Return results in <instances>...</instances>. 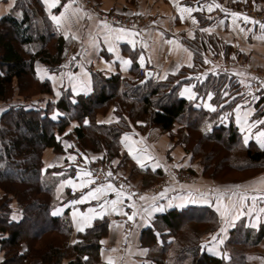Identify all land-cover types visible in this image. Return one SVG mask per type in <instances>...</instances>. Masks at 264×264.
I'll return each instance as SVG.
<instances>
[{
    "label": "trees",
    "instance_id": "obj_1",
    "mask_svg": "<svg viewBox=\"0 0 264 264\" xmlns=\"http://www.w3.org/2000/svg\"><path fill=\"white\" fill-rule=\"evenodd\" d=\"M187 43L195 49L194 67L165 81L142 84L120 74L106 77L93 72L94 90L88 96L81 95L73 101L72 93L63 90L60 98L48 101L46 107L28 106L25 102L7 107L0 116V233L5 235L1 241V264H24L28 259L41 264H106L102 260L101 241L109 235V217L95 220L91 227L76 234L74 241L70 210L52 215L75 196L69 192L57 195L62 177L57 174L61 169L45 171L43 154L46 149L63 150L58 137L74 121L79 124L73 133L79 149L104 150L107 160L120 154L123 134L133 128L140 131L141 124L159 128L173 137L179 125L175 136L194 155L203 152L205 173L211 172L213 179L218 173L242 175L264 170V149L254 142L244 143L230 114L235 100L227 102L222 95L225 85H233L234 77L216 69L204 78L197 76L198 69L205 64L203 54L207 50L218 54L227 48L214 37L199 36ZM70 44L58 32L42 0H17L14 8L0 19V102L13 97L16 89L19 94L30 91L31 95L53 96L51 81L40 78L35 65L39 61L49 72L57 73L68 60ZM188 72L195 73L199 96L214 95L211 102L215 111L179 97V89L187 80L178 79ZM236 87L235 83L226 90ZM111 106L115 107L118 121L100 123L98 116L107 113ZM55 111L61 116L52 119ZM209 124L211 131L206 130ZM208 146H212L211 150L205 149ZM219 152L225 157L215 164L212 158ZM122 160V166L130 164L137 175L151 176L146 185L164 175L161 170L140 168L128 154ZM13 200L20 214L17 221L12 219ZM220 226L219 215L211 207L172 209L157 216L152 227L142 232L141 244L151 249L153 264H257L259 253L243 249L262 243L264 226L259 231L246 228L243 223L233 228L223 248L229 260L202 247L203 235L217 232Z\"/></svg>",
    "mask_w": 264,
    "mask_h": 264
},
{
    "label": "crops",
    "instance_id": "obj_2",
    "mask_svg": "<svg viewBox=\"0 0 264 264\" xmlns=\"http://www.w3.org/2000/svg\"><path fill=\"white\" fill-rule=\"evenodd\" d=\"M16 2L17 0H15L14 3H12V0H0V19L14 8ZM89 2L97 5L104 15H125V17L129 18V21L127 24L114 23L107 17L101 16L99 12L95 13L76 2L72 4V9H80V11H77L75 15L69 13L70 19L62 21L60 27H57L51 19L58 32L65 39L70 40L71 44L68 47V60L63 63L57 73L49 72L43 64L39 61L36 62V71L38 68L40 70L39 74L37 72L38 76L42 79L50 80L54 88L53 96L45 95L46 105L48 101L58 100L63 90H69L72 93L74 97L73 101H75V98L78 96L90 95L94 90L93 72H100L106 77L120 74L123 78L137 80L141 70H145V72L151 70L153 71L152 80L154 82L165 81L169 77L177 76L182 70L194 67L195 49L187 43L188 41H196L199 36L206 38L214 37L224 48H227V51L222 48L223 50L220 53L215 54L210 49L207 50L203 54V58L208 62H205L204 66L198 69L197 76H199L200 79L204 78L209 72H215L213 64L217 63L218 60L227 61V63L230 60L235 61L234 65L231 67L226 66V68L221 71L226 72L229 76L232 75L237 86L235 89L227 91L223 97L227 99V102L235 100V106L230 114L239 132L242 134L243 140L244 137L248 135V143L254 142L260 147L257 143L256 133L264 130V124H256L250 133L241 131L240 125L236 122V109L237 106H239L242 115L244 113H250L248 115L249 124L255 123L258 120H264V83H262L264 82V40L257 38L261 35L259 24L253 25L243 20V16L247 15L251 20L264 23V19H260L249 13L250 10H257L258 14L264 13V0H216L218 4L227 10L226 12L221 11L219 8H214L209 12L205 5L212 3V0H89ZM10 4L11 7H9ZM43 4L48 14L49 11H51L52 15L59 16L64 12V7L69 4V0H60V3L50 10L44 2ZM177 4L181 7H191L194 11L190 14L184 13L182 18L179 8L176 7ZM233 12L241 14V16L237 18L236 24L232 22L231 13ZM193 18H195L197 23L194 24L192 22ZM105 23L109 26L108 29L104 27ZM121 28L126 30L125 33H113V36L118 34L123 35L125 37L124 39H111L109 43L105 42L104 37L109 29ZM241 28L245 29V31H240ZM203 29H210V31H203ZM132 33H137V35L133 36ZM93 40L96 42L95 47H93ZM133 40L135 41L134 44L131 42ZM110 44L115 51L109 50ZM71 47L75 49L71 50ZM189 53H191V55H189ZM118 57L125 60L130 59L132 63L128 66H124L121 64V60L118 59ZM141 57L144 59L143 66L140 64ZM243 59L247 61L245 66L242 65ZM188 73L195 75L194 72ZM237 73H240V75H237ZM50 76L55 77V82L49 78ZM253 77H255V79H253ZM187 78L189 77L185 76L181 80H187ZM241 80L245 83L241 84ZM79 81H86L89 90H79ZM74 84L77 85L76 91H73ZM195 85L196 81L194 80L182 84L178 92L179 97L189 100L187 95L181 96L180 92L183 91L186 86H192L191 91L195 93V97L192 100L196 101V106L199 105V107L213 112L205 107V104H212L215 107L211 102L214 95L211 93L212 98L210 100L208 99V95L199 96L195 89ZM57 92L60 93L59 96H57ZM35 101L37 102L40 100ZM5 111L6 109H3L0 116ZM56 112L57 111H55V113ZM98 121L100 123H112L117 121V118L112 110H110L105 116L99 115ZM78 125L77 121L72 122L65 132L71 133L74 137L73 140L64 139V133L59 137L63 150L55 153V150L47 149L43 160L45 171L48 169L60 168L61 172L57 175L62 176L61 181L70 178L77 184L75 190L71 185L67 184L61 188L60 181L57 186V195L62 196L69 192L71 195L75 196V200H79L82 195L86 194L91 189L101 184L106 185L109 182L119 190L120 185L114 180L113 173L110 169L106 170L111 172L112 175L110 177L107 175V179L104 181L99 180L98 175L100 171L98 170V166H104L105 157L102 154L83 152L77 146V138L73 133ZM151 133L147 132L144 134L133 128L131 131L125 133L129 136L128 140L124 139L125 134H123L121 138V153L123 155L128 154L137 163L133 158L134 154H137L139 150L146 149L161 166L153 169V162L146 160L145 167L142 168L137 163L139 167L145 170L149 169L153 172L161 170L164 173L171 165V162H168L166 159V151H171L173 148L171 145L164 143L166 138L162 139L164 137L160 135L158 130H154ZM152 136H154V138H152ZM65 142L70 146H66ZM126 144H132L133 148L137 151L129 152ZM179 154L178 150L177 156L179 157V161H183V158L180 157ZM70 156H74L75 160L69 159ZM48 165H53V167H48ZM83 171L92 173L91 179L94 183L87 184L85 187L81 188L79 187L80 182L89 179V177L82 174ZM234 185L242 186L239 191L247 190L249 195L259 194V192L264 191V173L242 183L221 184L214 182H199L192 187H183V192L180 190V192H177L174 188L172 191L168 190L164 198H160L156 201H153L152 197L158 194L152 195L151 193L149 194V192L141 190L136 191L134 188L131 192L122 189V191L128 195L122 197L123 203L117 205V208H122L124 212L131 215L134 202L135 209L139 214L135 216L133 220H129L127 216L111 211V205H106L105 207L109 210L106 211L102 217L97 216L92 221L93 225L97 219L103 217H109L110 219L109 236L104 238V243H102L103 262L108 264L109 258H112L115 264H153L149 259V248L141 244V236L145 229L152 227V223L157 216L172 209H184L189 206H208L216 211L214 206H209L208 204H186L183 208L177 207L176 205L181 203L179 198L187 196L189 191L194 193L197 191L211 193L212 195L209 198L214 205L216 201V190L219 189L223 194L221 203V208L223 209L224 205L230 206L234 200L237 199L236 197H231V192L237 191V189L233 188ZM173 192L176 193L174 194ZM139 194L147 197V199L139 200ZM128 196H130L131 199H128ZM173 197L176 199L172 201V206L168 207L169 199ZM74 199H70L62 207H59L63 209V212L69 209L71 217L73 208L85 214H87L89 208H94L99 212L100 204H103L105 199H116V193L108 192L106 196L101 197L99 200L89 199L83 203L71 205L70 202ZM153 203L165 205V210L162 212H153L150 222L145 223L141 219V216L145 215L143 209L150 207ZM250 204L251 201L249 200L248 204L242 206V212L247 213ZM260 208H264V201L258 199L256 204L257 211ZM14 214L17 217L15 220H19L20 215L17 213V210L13 212L12 217ZM218 215L221 222L219 230L207 235V237L203 239V243L206 244L211 240L213 234H217L218 237H222L224 241L223 244L218 246L219 250L223 253H225L223 248L225 247L231 230L238 224L243 223L246 228L254 231H259L264 226V213H260L261 218L258 226L255 228L252 227L251 224L255 222L256 212H253L251 217L247 214H242L239 219H235L230 225L223 223L219 213ZM73 224L75 228L74 241H76V234L80 233V231L77 230L74 221ZM87 228H85V230ZM221 228H225L226 231L221 233ZM4 238L5 235L0 233V264L3 261L1 241ZM260 247L261 252H259L256 258V263L264 264V239L258 248L260 249ZM112 249H115V251H112ZM211 254L214 255L213 253ZM227 260H229V258H227Z\"/></svg>",
    "mask_w": 264,
    "mask_h": 264
},
{
    "label": "snow or ice",
    "instance_id": "obj_3",
    "mask_svg": "<svg viewBox=\"0 0 264 264\" xmlns=\"http://www.w3.org/2000/svg\"><path fill=\"white\" fill-rule=\"evenodd\" d=\"M15 0H12V3H14ZM43 2L47 5L48 9H52L55 8L57 6V4L60 3V0H43ZM75 3V0H69V4L67 6L64 7V12L61 13L59 16L56 15H52L51 11H49V15L51 16V19L53 20V22L57 25V27L61 26L62 21L70 19V15L69 13H71L72 15H75V13L77 11H80V9H72V4ZM9 7H11V4L9 5ZM177 8H179L180 12H181V17L183 18L184 13H191L192 11H194L193 8L188 7V6H184L181 7L179 4L176 5ZM205 7H207L208 11L211 12L214 8H219L221 11H227L226 9H224L220 4H218L216 2V0H212V3H209L207 5H205ZM232 16V22L233 24H236L237 22V18H239L241 16L240 13L237 12H233L231 13ZM243 20L245 22H250L253 25L255 24H259V27L261 29V35L259 37H257L258 39L264 40V23H261L259 21H255V20H251L250 17H248L247 15L243 16ZM192 22L195 24L197 23V21L195 20V18H193ZM104 27L106 29L109 28V26L105 23ZM125 29L121 28V29H109L108 32L105 34V42L109 43L111 39H115V40H120V39H124L125 37L123 35H115L113 36V33H125ZM203 31H210V29H203ZM240 31H245V29L241 28ZM133 36L137 35V33H132ZM75 38V37H74ZM133 44L135 43V41H131ZM96 46V42L95 40H93V47ZM110 51H115V49L111 46L110 44ZM189 55H191V53H189ZM118 59L121 60V64L124 66H128L132 63V61L130 59L125 60L122 59L120 57H118ZM208 62V61H205ZM140 64L141 66L144 65V59L143 57H141L140 59ZM191 66V65H189ZM39 68L37 69V72L39 74ZM237 75H240V73H237ZM50 79H52L55 82V77L50 76ZM253 79H255V77H253ZM79 90L82 91H88V84L86 81H79ZM241 84H244L245 82L243 80L240 81ZM264 83V82H262ZM191 87L192 86H186L184 88L183 91L180 92L181 96H185L187 95L189 100H192L195 97V93L191 91ZM77 90V85L74 84L73 85V91ZM57 96L60 95L59 92L56 93ZM212 98V94L209 93L208 94V99L210 100ZM255 98V97H254ZM199 107V105H197ZM205 107L209 108L211 111H215L216 108L212 105V104H205ZM251 111V110H250ZM250 113H244L243 115L240 112V107L237 106L236 109V122L240 125L241 127V131H247V132H251L252 128L256 126V124H264V120H258L255 123L249 124L248 122V115ZM60 115L59 112H56L53 114L52 119H57V117ZM84 123L87 124L88 120H84ZM206 130L207 131H211V125H207L206 126ZM59 139V137H58ZM125 140L129 139L128 134H125L124 137ZM256 139H257V143L260 145L261 148H264V130L262 131H258L256 133ZM249 140L248 135H246L244 137V143L247 144ZM66 146H70L67 145ZM126 147H128L129 152H136L137 150H135L133 148L132 144H126ZM137 163L144 168L145 167V161H152L153 162V169L160 167V163L158 161L155 160V158L153 156H151L146 149H142L139 150L137 154H134L133 157ZM69 159L71 160H75L74 156H70ZM48 167H53V165H48ZM84 176L89 177L88 180L84 181L82 180L79 184V187L83 188L85 187L87 184H91L94 183V181L91 179L92 173L89 171H83L82 173ZM107 175L110 177L112 175L111 172H108ZM71 185L73 187V189L75 190V188L77 187V184L72 180V179H66V180H62L60 183V187L62 188L64 185ZM242 186L240 185H234L233 188L237 189V191H232L231 192V197H236L237 199L234 200V202L229 206V205H224L223 209L221 208V203H222V199H223V194L220 192L219 189L216 190V201L215 204L213 205L212 200L209 198L212 194L211 193H203V192H192L189 191L187 196H182L179 199L181 200V203L179 205H176L177 207H185L186 204H208L209 206H214L216 208V211L220 214L223 223L225 224H231L232 221H234L235 219H239L240 215L242 214H247L251 217L253 212H256V216H255V222L251 224L252 227H257L258 223L260 221V213H264V208H260L258 211L256 209V204L258 199L261 201H264V191L259 192V194H252L249 195L248 191H239V189H241ZM123 189V185L120 186V189L118 190L112 183H107L105 184H101L100 186L91 189L90 191H88L86 194L82 195L81 198L79 200H72L70 203L71 205H76L78 203H83L89 199H95V200H99L101 197L106 196V194L108 192H115L116 193V199L114 200H104L103 204H100V211L97 212L96 209L94 208H89L87 214L85 213H81L79 212L78 209L73 208L72 211V218L73 221L76 223L77 226V230L80 232H83L85 230V228L87 227H91L92 226V221L97 217V216H103V214L108 211L109 209L106 208V205H111V211L113 212H118L119 214L125 215L128 217L129 220H133V218L135 216H137L139 213L137 212V210L135 209V203L133 202L132 208L133 211L131 213V215H129L127 212H124L122 208H117V205L122 204L123 203V199L122 197L127 196L128 194L122 191ZM168 189L165 188L164 191L160 192L157 196H153L152 200L156 201L160 198H164L166 196ZM128 199H131L130 196H128ZM141 200H145L147 199V197L145 196H141L140 197ZM176 199L175 197L169 199V203H168V207L172 206V201ZM249 200L251 201V204L248 208V212L244 213L242 212V206L248 204ZM165 210V205H160V204H156L153 203L150 207H146L143 209V212L145 215L141 216L142 221H144L145 223L150 222V219L152 217L153 212H162ZM63 209L62 208H56L53 212L52 215L56 216V215H60L62 214ZM13 220L17 219L16 215L14 214L12 217ZM226 229L225 228H221L220 232L223 233L225 232ZM223 238L222 237H218L217 234H213L211 236V240L209 242H207L205 245H202V247H207L208 251L213 253L216 256H220L222 258H229L227 257L226 253H223L219 250L218 246L220 244H223ZM101 243H104V241H101ZM112 251H115V249H112ZM87 259V258H85ZM108 264H115L114 260L112 258H109L108 260Z\"/></svg>",
    "mask_w": 264,
    "mask_h": 264
},
{
    "label": "rangeland",
    "instance_id": "obj_4",
    "mask_svg": "<svg viewBox=\"0 0 264 264\" xmlns=\"http://www.w3.org/2000/svg\"><path fill=\"white\" fill-rule=\"evenodd\" d=\"M84 2L87 3L88 5L82 6V7L90 9V10L94 11L95 13L99 12L101 14V16L107 17L110 20H111V18L112 19L117 18V20L123 24H127V22L129 21V18L125 17V15H120V14L104 15V13H101L102 11L99 9V7H97V5L90 3L89 0H84ZM256 12H257V10H256ZM221 61L218 60V62H221ZM222 62H224L225 64L227 63V61H222ZM232 62L233 61L230 60L228 62V65H230ZM246 62L247 61L243 59L242 65L245 66ZM217 63L213 64V67H215L216 70H217V68H216ZM230 66H232V65H230ZM217 71L221 72L219 70H217ZM185 76L189 77V78H187V81H186L187 83H189L193 80H197V79H195L194 75H192V74L186 73ZM185 76H182L180 79H178L179 78L178 77L177 79L179 81H181V79ZM140 80H141V78L139 75L138 79L135 81H140ZM235 83H236V81L233 82V85ZM233 85H230V84L225 85V88L223 89L224 94L222 92V95L224 96L225 93L227 92L228 88H231ZM226 87H227V90H226ZM45 99H46V96L43 94L31 95L30 91H26L24 94H19L18 90L16 89L13 97H11L8 101L0 102V113L3 111V109H7V107H9L11 105L21 104V102H22V104H24V102H25L28 106L35 105V106L46 107V103H45L46 100ZM35 100H40V101L36 102ZM110 110H112V112L115 114V117L117 118V121H118V116L115 113V107L111 106ZM109 111L107 113H101V112L100 113H101V115L103 114L102 116H105L106 114L109 113ZM143 122H145V120H143ZM141 126L142 127H141L140 131L143 132L144 134H146L147 132L151 133L154 130H158L160 135L161 136L163 135V137H164L162 139L166 138L164 143L171 145V147L173 148V150H171V151H166V154H165L166 159L168 160V162H171V165L167 168V170H165L166 172L164 171L163 177L158 181L156 180L155 182L146 185L147 181L148 182L150 181L151 176L137 175L136 172L134 173L132 171V166L128 163H125L122 166V162H123L122 157L124 155L121 153V150H120V154L118 156H115L113 159H109V160H107V152L104 150L103 151L100 150L98 152H95L92 150L83 151L86 153L91 152V153H95V154H102L105 157V162L103 163L104 168L108 169V170L110 169V171H112L113 176H114V180L123 179L124 183H125V188L129 192H131L133 190V188L136 191L141 190L144 192H149V194L151 193L152 195L159 194L160 192L164 191L165 188H167L169 191H172L175 188L177 190V192H180V191L183 192V187H192L199 182L236 184V183H242L245 181H249V180L254 179V178H256V177H258L264 173V170H260V171L259 170H257V171L252 170V171H248V172H246V174L244 173L242 175H235L233 173H226V174L224 173V175H223L221 173H218V174L214 175V178H216V179H213L212 177H210V176H212L211 172L208 171V174L205 173L206 162L202 157L203 152L199 151L198 153H196L194 155L192 152L186 150L185 145L181 142V140H178L177 136H175V135H177V132L180 128L179 125H177L175 127V130L172 133V134H174V137L169 133L163 132L159 128H156V127L147 128L145 124H141ZM68 134L69 133H65L64 139L73 140L74 137L72 135L67 136ZM152 138H154V136H152ZM77 146H79L78 140H77ZM190 147H192V146H190ZM211 147L212 146H208L205 149L211 150ZM178 150L180 153L179 154L180 157L183 158V161H179V157L177 156ZM46 152H47V149L44 151L43 160H44V157L46 155ZM55 153H57V151ZM224 157H225V154L222 152H219V154H216L212 158L213 159L212 161L215 164H218ZM177 159H178V161H177ZM177 162H179V163H177ZM225 182H230V183H225ZM232 182H234V183H232ZM173 193L175 194L176 192H173ZM141 194H139V197H138L139 200H140V197L143 196ZM172 194H171V196H172ZM13 202H14L13 203V212H14L15 210H17V205H16V202L14 200H13ZM17 213H19V212L17 211ZM207 235H209V234L203 235L202 239H205L207 237ZM107 237H105V238H107ZM258 247L251 248V249L250 248L249 249H243V250L247 253L254 254V253L261 252V247H260V249ZM23 248H24V246H23ZM240 250H242V249H240ZM152 254L153 253H151V249L149 248V259L150 260H151L150 256ZM24 264H41V263L38 260L28 259L24 262Z\"/></svg>",
    "mask_w": 264,
    "mask_h": 264
},
{
    "label": "built area",
    "instance_id": "obj_5",
    "mask_svg": "<svg viewBox=\"0 0 264 264\" xmlns=\"http://www.w3.org/2000/svg\"><path fill=\"white\" fill-rule=\"evenodd\" d=\"M75 2L77 4H79V5H81V6H87L88 5L87 3L84 2V0H75ZM249 13L251 15L257 16L260 19H264V13L258 14L255 10H250ZM111 21L114 22V23H120L117 20V18H113V19L111 18ZM71 50H74V47H71ZM233 64H235V61H233L230 65H233ZM230 65H228V63L225 64L224 62L221 61V62H218L217 63V67L216 68L219 71H223L226 68V66L227 67H231ZM144 77H145V70H141L140 71V78H141L140 81H142V79ZM98 170L100 171V173L98 175L99 176V180H101V181L106 180L107 179V173H108V171L102 165L98 166ZM116 180L118 181L119 185L120 186L123 185V189L126 190L124 180L123 179H119V180L116 179Z\"/></svg>",
    "mask_w": 264,
    "mask_h": 264
},
{
    "label": "water",
    "instance_id": "obj_6",
    "mask_svg": "<svg viewBox=\"0 0 264 264\" xmlns=\"http://www.w3.org/2000/svg\"><path fill=\"white\" fill-rule=\"evenodd\" d=\"M152 78H153V71L148 70L145 72V77L142 79L141 83L145 84L149 82L150 80H152Z\"/></svg>",
    "mask_w": 264,
    "mask_h": 264
}]
</instances>
